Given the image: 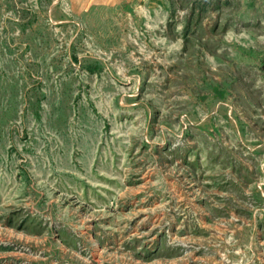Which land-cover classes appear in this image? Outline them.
Returning a JSON list of instances; mask_svg holds the SVG:
<instances>
[{
    "label": "rangeland",
    "instance_id": "obj_1",
    "mask_svg": "<svg viewBox=\"0 0 264 264\" xmlns=\"http://www.w3.org/2000/svg\"><path fill=\"white\" fill-rule=\"evenodd\" d=\"M0 264H264V0H0Z\"/></svg>",
    "mask_w": 264,
    "mask_h": 264
},
{
    "label": "crops",
    "instance_id": "obj_2",
    "mask_svg": "<svg viewBox=\"0 0 264 264\" xmlns=\"http://www.w3.org/2000/svg\"><path fill=\"white\" fill-rule=\"evenodd\" d=\"M84 2H86V1H89V0H83ZM100 3H102V2H107V1H111V0H98Z\"/></svg>",
    "mask_w": 264,
    "mask_h": 264
}]
</instances>
